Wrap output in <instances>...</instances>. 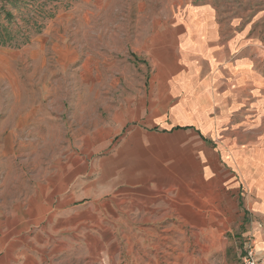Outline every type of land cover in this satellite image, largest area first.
Returning <instances> with one entry per match:
<instances>
[{
	"label": "rangeland",
	"instance_id": "rangeland-1",
	"mask_svg": "<svg viewBox=\"0 0 264 264\" xmlns=\"http://www.w3.org/2000/svg\"><path fill=\"white\" fill-rule=\"evenodd\" d=\"M201 5L250 26L264 68V0H0V264H241L250 239L264 259L248 232L264 220L236 200L227 216L186 208L238 194L230 176L264 190V88L213 152L156 119L178 19ZM200 160L222 166L193 191L178 176Z\"/></svg>",
	"mask_w": 264,
	"mask_h": 264
},
{
	"label": "crops",
	"instance_id": "crops-1",
	"mask_svg": "<svg viewBox=\"0 0 264 264\" xmlns=\"http://www.w3.org/2000/svg\"><path fill=\"white\" fill-rule=\"evenodd\" d=\"M207 10L210 9L201 5L188 16L178 19L181 44L177 70L166 81H161L162 84L155 86L167 93V106L160 110L157 121L168 120L164 126L170 132L186 136L188 139L184 147L198 154L202 153V149L215 151L207 137H223V130L229 129L234 132L232 136H238L239 122L248 120L241 118L245 116L242 112L249 110L245 106L250 101L247 93L264 88V68L254 61L251 27L238 28L229 20L224 22L214 10H210L211 13ZM198 163L196 167L202 171L201 177L178 176L186 179L183 183L193 186V191H202L204 170L217 173L222 166L202 164V160ZM190 166L188 164L183 168ZM229 179L239 186L236 189L238 194H230L229 199H224L222 188L209 195L202 193L186 208L202 216H227L230 214L227 203L236 200L245 215L264 220V190H259V187L247 189L242 186L246 180L239 182V178L232 176ZM224 182L226 180L219 179L213 185L221 186ZM250 183L258 186L253 179ZM255 222L257 226L252 222L248 232L254 230L257 247L264 254V229H261V223Z\"/></svg>",
	"mask_w": 264,
	"mask_h": 264
},
{
	"label": "built area",
	"instance_id": "built-area-1",
	"mask_svg": "<svg viewBox=\"0 0 264 264\" xmlns=\"http://www.w3.org/2000/svg\"><path fill=\"white\" fill-rule=\"evenodd\" d=\"M241 264H264V259L259 256L255 248V240L250 239V245L242 257Z\"/></svg>",
	"mask_w": 264,
	"mask_h": 264
}]
</instances>
